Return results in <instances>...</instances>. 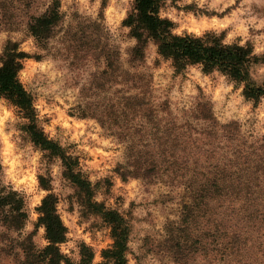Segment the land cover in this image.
Segmentation results:
<instances>
[{
	"label": "rangeland",
	"instance_id": "obj_1",
	"mask_svg": "<svg viewBox=\"0 0 264 264\" xmlns=\"http://www.w3.org/2000/svg\"><path fill=\"white\" fill-rule=\"evenodd\" d=\"M59 1L63 3V9H60L62 21L57 33L44 46L34 39L29 45L32 51L27 53L30 58L24 62L25 75L20 77L34 99L40 127L50 129L47 137L51 136V140L63 145L62 148L78 160L79 168L88 180L90 176L97 177L92 183L93 197H102L100 204L118 211L127 221L130 227L128 255L135 264H224L226 252L217 242L224 233H209V220L204 211L185 217L184 207L191 202L187 181L195 179V174L198 179H205L203 174L212 171L214 166L223 168L227 163H232L234 169H247L250 159H254L251 162L254 163L257 155L264 154V104L246 99L243 92H238L240 85L235 82L231 92L221 90L217 96V90L221 89L218 76L204 73L198 66L178 73L170 61L158 55L157 46L153 42L148 43L145 62L139 66V72L145 76L144 84L150 82L146 94L160 114L159 118H153V122L157 127L167 126L170 137L177 134L188 141L185 151L184 146L176 147L175 151L182 154L194 150L210 151L213 156L199 160V168L196 167L197 161L193 160L189 168L185 166L187 171L183 176L169 171L162 176L124 180L121 174L128 175V171H132V161L128 159L129 142L120 140V135H132L136 142L135 150L138 148L149 155L157 149L145 141L149 137L156 138L157 130L135 131L133 128L127 133L124 128L136 127L137 121L120 112L115 115L112 128H104L97 119L83 115H92L93 111L112 113V103L117 107L123 106V78L120 76L116 84L110 75H102L106 62L96 47L97 50L107 44L114 47L119 52L118 61L122 69L130 68L128 52L135 45L123 25L125 20H119V13L126 11L128 15L134 0H127L126 4L121 0H116L115 4L111 0H102L99 9H94L95 0H87V3L81 0ZM51 2L0 0V32L8 33V39L0 43V47L5 48L13 40L20 45L32 37L29 32L31 18L44 14ZM172 6L185 12L194 11L197 23L177 12L175 28H180L184 34H189L187 28H200L205 33L219 31V35L224 37L234 26L225 30H205L201 16H222L237 8L243 10L248 7L242 4V0H237L236 5L221 14L195 9L194 5L187 4V0H175L172 5L166 3L162 10L168 12ZM108 7H112L113 12L105 15ZM251 12L264 17V6L253 4ZM240 18L246 19L247 16ZM16 33H22L23 38L17 37ZM262 36L264 30L250 28L248 44L253 48L264 46ZM95 37L101 39L100 44L92 42ZM35 59L48 61L44 70L27 62ZM251 77L258 85H264V64L252 67ZM232 83L227 77L223 86ZM3 101V107L12 116L4 125L5 133L11 135L7 140L0 138V188H12L24 198L28 214L24 233H33L38 249L45 247L46 235L39 233L38 220L31 216L33 210L38 212L46 197L42 195L40 185V177H43L50 188L46 190L48 195L52 193L57 197L60 206L57 211L60 218H64L62 222L67 229V239L61 244L64 251L61 252L73 264H80L82 247L86 246L92 251L96 264L102 263L103 251L114 243L108 224L88 206L85 193L65 178L62 163L60 172L53 176L56 157L49 156L31 142L23 129L25 121L10 103ZM203 117L208 119L203 120ZM226 125L231 127L223 129L222 126ZM154 126L150 124L147 128ZM37 152L41 154L37 156ZM243 157L249 159L244 160ZM203 167L209 168L203 170ZM261 169L264 171V166ZM57 181L59 191L55 189ZM93 197L92 201L96 202ZM38 199L40 204L36 203ZM28 225L32 226L31 230ZM5 232L0 225V250L5 247L8 253L5 255L0 251V264H13L11 237ZM2 241L5 246H2ZM228 253L234 260L230 264L240 263L242 258L235 250L229 248ZM247 259V264H264V259L258 262Z\"/></svg>",
	"mask_w": 264,
	"mask_h": 264
},
{
	"label": "trees",
	"instance_id": "obj_2",
	"mask_svg": "<svg viewBox=\"0 0 264 264\" xmlns=\"http://www.w3.org/2000/svg\"><path fill=\"white\" fill-rule=\"evenodd\" d=\"M166 3L167 0H134L133 8L127 15L129 19L123 23L124 27H131L129 35L131 38L135 37L137 41L128 52L130 67L128 70L122 69L118 61L119 52L114 47L109 44L103 46L101 50H97L98 46L96 47V51H101L106 62L102 75H110L112 82L116 84L120 76L123 78L122 84L125 85V93L121 97L123 106L117 107L112 103L110 105L114 108L112 113L93 111L92 115L84 113L83 116L97 119L104 128L107 126L112 128L115 115L120 112L126 118L137 121L136 127L124 128L127 133L133 128L135 131L147 129L158 132L156 138L149 137L150 139L145 141L148 146L157 149L149 155L143 154L138 148L135 150L136 142L132 135L129 137L120 135V140L129 142L128 159L132 161L130 162L132 171H128V175L121 174L124 180L129 177L162 176L169 171L176 176H183L187 171L186 167L189 168L193 160L197 161L196 167L199 168V160L213 156L210 151L202 153V150L198 152L194 150L186 154L175 151L174 149L180 146H184L185 151L188 141L185 142L183 136L177 134L173 138L170 137L167 134L169 129L167 126L157 127L153 122V118H159L160 114L146 94L150 82L144 84L142 81L145 76L139 72V66L145 62L148 43L153 42L157 46L158 55L170 61L178 73L188 67H200V64H204L205 67L200 68L204 73L210 74L212 68L219 65L223 75L236 84L244 83L243 94L246 99L258 103V97L264 95V85H258L251 77V68L264 64V55L253 56L251 52L254 48L250 44H247L246 51L236 44L227 49L221 48L220 41L224 36L215 32H207L199 40L191 34L174 36L171 31L175 28L174 22L158 19V14ZM60 9V1L52 0L44 14L31 18L29 32L39 45L44 46L57 33L62 21ZM149 11L154 14L148 15ZM83 39L87 38L83 36ZM11 42L9 41L5 47L11 50L10 53H6L9 56L8 61L5 68L0 70V99L6 100L17 110L25 121L23 129L35 146L51 157H60L65 178L85 193L88 206L92 207L96 214L101 215L108 224L114 243L103 251V262L100 264H128L124 259V255L129 251L130 227L127 221L118 211L109 210L105 205L92 201V183L83 175L78 160L69 155L57 142L49 139L40 127L34 99L16 74L19 67L23 69L24 62L30 55L19 49L18 43L15 46L11 45ZM92 42L100 44L101 39L95 37ZM209 42L215 46L207 48ZM15 47L19 49L16 53L19 58H24L16 62ZM150 124L155 126L147 128ZM229 127L231 126H222L223 129ZM253 160L250 159L247 169H234L232 163H227L223 168L214 166L212 171L203 174L205 179H198L195 174L193 177L195 179L187 181V193L191 202L184 207L185 217H190L199 210L204 211L209 220V233H224V237L217 239L218 245L226 252L224 264L234 261L229 258L231 255L227 254L229 248L241 256L238 264H247V257L249 260L253 259V262L264 259V171L261 169L264 166V154L257 155L255 162L251 163ZM206 168L209 167L202 169ZM40 185L43 189L50 190L43 177H40ZM41 204L42 207L39 206L37 211L44 212L45 216L38 219V227L40 224L47 225L45 235L50 243L47 247L38 249L33 240V233H24L28 221L24 198L12 188H0V225L6 230L4 234L11 237L10 255L13 264H60L61 261L63 264H73L60 249V245L67 239V229L56 208L57 197L50 193ZM2 246H5L3 241ZM4 248L0 250L1 253L8 255ZM92 259V251L83 246L80 264H92Z\"/></svg>",
	"mask_w": 264,
	"mask_h": 264
},
{
	"label": "clouds",
	"instance_id": "obj_3",
	"mask_svg": "<svg viewBox=\"0 0 264 264\" xmlns=\"http://www.w3.org/2000/svg\"><path fill=\"white\" fill-rule=\"evenodd\" d=\"M82 3H87V0H81ZM122 3L126 4L127 0H121ZM102 3V0H95L94 4V9H99L100 5ZM112 4L116 3V0H111ZM167 3L169 5H172V0H167ZM188 5H194L195 9L199 10H206L208 12H217V13H226L230 8H232L234 5L237 4V0H187ZM243 5H247V8H244L241 10L240 8H237L235 11H231L227 15H213L211 17L207 15H202L201 16V22L203 24V27L205 30H213V29H219V30H225L229 29L230 26H234L233 30L227 31V35L220 41L221 48L227 49L234 44H236L240 49L242 50H247V44H248V33L250 28H254L257 31L264 30V17L252 14L251 12V6L255 4L257 7L264 6V0H242ZM61 8L63 9V3L61 4ZM113 12L112 7H108L105 10V15H109L110 13ZM177 12H179L180 16H187L188 19L192 20L193 23H197L195 14L193 10H188L187 12L178 9L175 6H172L168 12H164L161 10L158 14V19L160 20H171L175 22L176 20V15ZM151 11L148 12V15H153ZM247 16L246 19H241L240 17ZM129 17L126 14V11H121L119 13V20L124 21L128 20ZM187 32L191 35H193L197 40H199L201 37L204 36L205 31H202L200 28H187ZM126 31L131 32L132 29L131 27L126 28ZM172 34L174 36H183L184 32L180 28H173ZM217 35H219V31L216 32ZM19 38H23L22 33H16L15 34ZM261 39H264V36L260 37ZM8 39V33L7 32H0V43L6 41ZM35 37H29L27 41L19 45V49H22L23 52L28 53L31 52L32 49L29 47V45H32ZM131 43L135 45L137 43L136 38L133 37ZM11 45L17 46V43L15 40L11 42ZM127 45H125L126 47ZM214 43L209 42L207 45V48L214 47ZM17 47L14 49V54L17 56L14 62L22 60L24 58H19V55L16 53L19 51ZM11 50L9 48H4L0 47V57H3V59H0V70H3L5 68V64L8 61V54L10 53ZM264 53V46H256L254 47L253 51L251 54L253 56L260 55ZM28 63H34L36 64L41 70H44V68L47 66L48 61L40 60V59H35V60H28ZM18 65V64H17ZM19 66V65H18ZM201 68H204V64L199 65ZM18 78L23 77L25 75L24 71L22 68H18L16 72ZM211 74L214 76H218L220 81H221V89L217 90V96H219L220 91L224 92H231L233 87H234V82L232 84H228L227 87L223 86V82L227 79L225 75L222 74L220 71L219 65H216L212 68ZM207 78V77H205ZM245 88V85L243 82L240 84V88L238 92H243ZM241 100L244 99L243 96L240 97ZM258 100L261 102V104H264V95L259 96ZM3 99H0V112H3V115H0V138H4L5 140L8 139V136L11 135V133H5L4 130V125L6 119L10 118L12 116V113L8 111V109L3 107ZM45 134H47L50 129L45 126L44 127ZM52 137L49 136V139ZM63 147V145H61ZM41 153L37 152V156H39ZM57 166L53 167V176L57 175L60 172V167L59 165L62 163L60 157H57ZM97 177L95 176H90L89 177V182L90 183H95ZM38 182V181H37ZM55 189L56 191H59V182L57 181L55 183ZM42 195L47 196L48 192L46 190L42 189ZM93 199L97 202L100 203L102 201V197L100 196H95ZM37 204H40V200L38 199L36 201ZM42 207V204H40ZM59 204L56 205V208L59 209ZM32 219L33 220H38L41 216H45L44 212H36L35 210L32 211L31 213ZM63 217H61V220L63 221ZM28 229L31 230L32 226L28 225ZM47 231V225L46 224H40L39 226V233L44 234ZM48 240H44L43 244L45 247L49 245ZM61 251L63 252V246L61 245ZM124 259L128 262V264H135V261L132 260V258L128 255H124ZM60 264H63V261L60 262ZM92 264H96V259L95 257L92 259Z\"/></svg>",
	"mask_w": 264,
	"mask_h": 264
}]
</instances>
